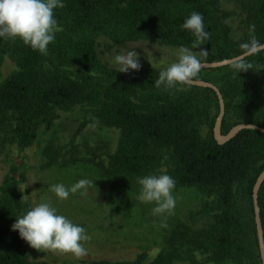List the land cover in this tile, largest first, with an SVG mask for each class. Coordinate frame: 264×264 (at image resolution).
<instances>
[{
    "label": "trees",
    "instance_id": "16d2710c",
    "mask_svg": "<svg viewBox=\"0 0 264 264\" xmlns=\"http://www.w3.org/2000/svg\"><path fill=\"white\" fill-rule=\"evenodd\" d=\"M224 1L236 10L225 8ZM193 11L202 14L211 34L209 41L193 48L206 51L203 62L233 58L253 48L244 45L264 43V0H63V7L54 13L63 30L56 33L47 55L18 38L0 39V72L6 55L18 67L0 83V135L4 142L26 148L35 141L43 122L78 105L93 106L76 134L97 123L121 132L107 175L129 183L158 165L166 150L179 186L197 188L216 198V223L199 230L182 224L180 241L209 252L215 262L263 264L253 194L264 170V133L242 129L220 144L214 137L220 105L213 89L190 84L157 88L154 82L161 70L116 72L102 58L113 47L129 48L142 41L191 48L195 37L180 25ZM235 16L242 30L239 37L230 24ZM242 62L250 63L252 69L238 75L232 65L201 69L194 78L220 88L226 105L223 134L241 123L264 127V50ZM75 67L98 76L75 75ZM204 127L208 128L206 135ZM43 154L47 158L44 167L60 159L52 144ZM15 172L0 189V264H50L30 260L29 244L12 230L16 216L32 206L18 189L25 177L19 179ZM258 201L264 229V183ZM146 259L143 253L134 261L81 264H144ZM170 262L162 253L149 264Z\"/></svg>",
    "mask_w": 264,
    "mask_h": 264
},
{
    "label": "rangeland",
    "instance_id": "374dc122",
    "mask_svg": "<svg viewBox=\"0 0 264 264\" xmlns=\"http://www.w3.org/2000/svg\"><path fill=\"white\" fill-rule=\"evenodd\" d=\"M224 7L236 10L232 3L226 1ZM230 24L236 37L241 36L239 17L231 19ZM100 41L105 43L106 39L101 38ZM135 47L141 65L139 70H163L176 62L175 52L180 46L142 41L129 48L113 47L102 58L115 68L113 57ZM193 51L201 57L202 50ZM17 69L16 62L6 55L0 83ZM72 72L83 77L98 76L82 67H75ZM93 110V106L85 104L60 112L57 119L40 125L35 141L26 148L14 141H6L8 143L4 146L6 142L0 135V189L13 171H16L15 175L19 179L24 175L25 180L21 179L18 189L26 202L32 206L43 201L51 203L59 214L83 226L90 236L84 243L87 255L80 259L71 253L38 250L28 245L26 250L30 260L47 261L50 264H81L96 260L134 261L146 253L144 264H149L164 253L171 259L169 264H235L213 261L209 252L183 244L178 235L182 224L199 230L216 223L218 211L214 208V196H208L197 188L179 186L176 182L173 190L176 203L170 215H153L154 204L136 199L141 188L137 177L167 173L174 178V166L166 150L162 152L163 158L158 165L129 183L116 181L107 175L106 168L110 156L117 149L121 132L116 127L97 123L89 124L76 134ZM203 133H208L207 127L203 128ZM49 144L59 151L60 159L55 165L44 167L47 158L43 150ZM80 179L94 181L87 195H81L78 191L70 194L68 199L60 200L51 190L52 185L62 183L71 187Z\"/></svg>",
    "mask_w": 264,
    "mask_h": 264
},
{
    "label": "clouds",
    "instance_id": "9594fccd",
    "mask_svg": "<svg viewBox=\"0 0 264 264\" xmlns=\"http://www.w3.org/2000/svg\"><path fill=\"white\" fill-rule=\"evenodd\" d=\"M63 7V0H0V39H20L25 45L42 55L48 54V46L56 39V33L62 31L55 17V10ZM188 30L195 39L192 47L180 46L175 55L176 62L171 63L159 73L155 80L157 88H175L178 85H188L198 77L203 64V50L198 57L193 48H198L210 40V31L206 29L201 13L193 11L180 25ZM255 48L256 42L244 47ZM136 47L126 53L117 54L112 63L116 72L129 73L138 71L141 67ZM234 74L252 69L250 63L235 61L232 65ZM141 186L136 197L142 203L154 204L153 215L172 214L175 207L173 190L175 179L167 173L137 177ZM94 181L80 179L71 187L62 183L52 185L51 190L60 200H66L70 194L80 192L87 195ZM24 196L22 197V199ZM12 230L31 247L38 250H52L71 253L77 259L87 255L84 243L90 239L86 229L73 223L66 216L59 214L58 209L47 201L30 206L21 216H16Z\"/></svg>",
    "mask_w": 264,
    "mask_h": 264
},
{
    "label": "water",
    "instance_id": "95a60500",
    "mask_svg": "<svg viewBox=\"0 0 264 264\" xmlns=\"http://www.w3.org/2000/svg\"><path fill=\"white\" fill-rule=\"evenodd\" d=\"M262 50H264V43L258 46H255V48H251L248 51L238 56H235L233 58H228V59H224L221 61H215V62H203L201 69H215V68H221V67L233 65L235 61H238V60L242 61L246 57L258 51H262ZM190 85L211 88L216 92L218 100H219L220 111L217 116L215 127H214V137L220 144H224L228 142L229 140L233 139L242 129H254V130H258L264 133V127L258 126L253 123H241V124H238L232 127V129L227 134H223L222 124H223V120L226 114V105H225V100H224V97H223V94L220 88L216 84L209 82V81H205V80H193L190 83ZM263 183H264V170L261 172V174L259 175L255 183L254 194H253L255 211H256V223H257L260 253H261L262 263L264 264V229L262 225L260 207H259V201H258L259 191Z\"/></svg>",
    "mask_w": 264,
    "mask_h": 264
}]
</instances>
